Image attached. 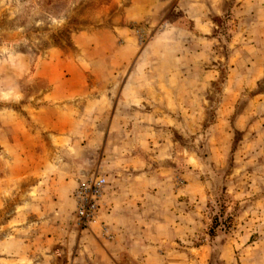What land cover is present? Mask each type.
I'll use <instances>...</instances> for the list:
<instances>
[{"label": "rangeland", "instance_id": "obj_1", "mask_svg": "<svg viewBox=\"0 0 264 264\" xmlns=\"http://www.w3.org/2000/svg\"><path fill=\"white\" fill-rule=\"evenodd\" d=\"M0 264H264V0H0Z\"/></svg>", "mask_w": 264, "mask_h": 264}, {"label": "built area", "instance_id": "obj_2", "mask_svg": "<svg viewBox=\"0 0 264 264\" xmlns=\"http://www.w3.org/2000/svg\"><path fill=\"white\" fill-rule=\"evenodd\" d=\"M78 181L72 197L75 218L78 226L85 227L93 222L98 214L107 181L99 172L86 173Z\"/></svg>", "mask_w": 264, "mask_h": 264}, {"label": "crops", "instance_id": "obj_3", "mask_svg": "<svg viewBox=\"0 0 264 264\" xmlns=\"http://www.w3.org/2000/svg\"><path fill=\"white\" fill-rule=\"evenodd\" d=\"M75 257L77 258V255H75Z\"/></svg>", "mask_w": 264, "mask_h": 264}]
</instances>
